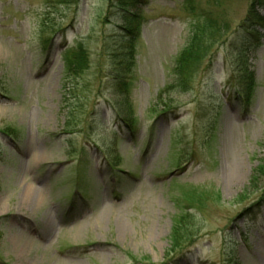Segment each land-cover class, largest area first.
<instances>
[{
    "label": "rangeland",
    "instance_id": "374dc122",
    "mask_svg": "<svg viewBox=\"0 0 264 264\" xmlns=\"http://www.w3.org/2000/svg\"><path fill=\"white\" fill-rule=\"evenodd\" d=\"M113 1L0 0V264H264V5L146 0L113 83Z\"/></svg>",
    "mask_w": 264,
    "mask_h": 264
},
{
    "label": "trees",
    "instance_id": "16d2710c",
    "mask_svg": "<svg viewBox=\"0 0 264 264\" xmlns=\"http://www.w3.org/2000/svg\"><path fill=\"white\" fill-rule=\"evenodd\" d=\"M113 3L118 9L123 23L122 26H117L116 30L113 32L115 42H110L111 44L113 43L112 45H108L106 43L107 46H105V39L102 40V46H104L102 49L101 58L106 60V73L109 74V79L113 81V83H119L124 81L123 77L121 76L122 73L124 74L125 72L129 71V68L132 64V48L134 45V39L139 36V26L143 21V19L140 17L139 9H137L136 6L146 3V0H114ZM263 5L264 0H250L247 15L239 27L243 36L238 40L241 41L243 47L254 46L253 42H250V39L251 36L255 34V28L260 22L257 8ZM210 29H212V31L216 30L215 26H212ZM212 40V36L207 37L206 32L201 31L200 34L195 35L193 42L191 45H189V48H187L181 54L176 67V75L181 88L187 89L188 82H190L193 74V68H196V66L199 65V62L205 58L206 53L212 48ZM242 50L243 49L238 48V54L235 58V64L238 68L236 70L238 77L236 78H238V84L241 83L240 85H244L246 81L251 80L252 78V73L249 70L248 64L245 62V59L242 58ZM75 58L76 57L71 60L72 63L76 62ZM79 58V63L84 61V58L81 55ZM75 67L80 69L79 65L72 66V68L69 66V71H75ZM73 95L74 93L71 97H73ZM119 122H124L126 125L130 124L127 120H123L122 118Z\"/></svg>",
    "mask_w": 264,
    "mask_h": 264
},
{
    "label": "bare ground",
    "instance_id": "6f19581e",
    "mask_svg": "<svg viewBox=\"0 0 264 264\" xmlns=\"http://www.w3.org/2000/svg\"><path fill=\"white\" fill-rule=\"evenodd\" d=\"M33 199H34V196H31V197H30V199H29V200H30V202H31Z\"/></svg>",
    "mask_w": 264,
    "mask_h": 264
}]
</instances>
